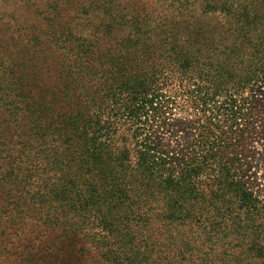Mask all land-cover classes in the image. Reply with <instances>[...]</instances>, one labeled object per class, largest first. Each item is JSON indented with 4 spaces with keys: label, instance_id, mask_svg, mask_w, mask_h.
<instances>
[{
    "label": "trees",
    "instance_id": "trees-1",
    "mask_svg": "<svg viewBox=\"0 0 264 264\" xmlns=\"http://www.w3.org/2000/svg\"><path fill=\"white\" fill-rule=\"evenodd\" d=\"M47 10L0 32V264H264V0Z\"/></svg>",
    "mask_w": 264,
    "mask_h": 264
},
{
    "label": "rangeland",
    "instance_id": "rangeland-1",
    "mask_svg": "<svg viewBox=\"0 0 264 264\" xmlns=\"http://www.w3.org/2000/svg\"><path fill=\"white\" fill-rule=\"evenodd\" d=\"M54 0H0V32L13 33L14 30L20 32L24 31L25 24L33 23L35 17H45L50 5ZM35 2L34 6H29L30 3ZM59 3V2H58ZM42 13V14H41ZM9 28V29H8ZM28 30L25 28V31ZM8 35V34H7ZM250 117L254 121L252 134L244 136V149L250 151L256 149L258 152L264 151V97L256 96V102L251 107ZM190 119L188 114L173 110L168 116L166 129L174 130L177 134H173L169 141L183 145L186 141V133L183 132L181 123ZM168 133L163 135L166 139ZM258 183L260 187L264 186V172L257 173Z\"/></svg>",
    "mask_w": 264,
    "mask_h": 264
}]
</instances>
